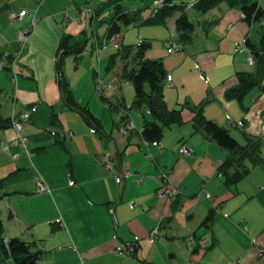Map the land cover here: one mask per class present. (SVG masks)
Wrapping results in <instances>:
<instances>
[{
    "label": "crops",
    "instance_id": "obj_1",
    "mask_svg": "<svg viewBox=\"0 0 264 264\" xmlns=\"http://www.w3.org/2000/svg\"><path fill=\"white\" fill-rule=\"evenodd\" d=\"M72 1L75 5L47 0L45 28L53 19L61 27L54 29L50 52L36 48L12 116L4 115L18 117L36 106L21 130L30 152L16 142L12 125L0 127V180L9 193L0 200V212L7 236L36 240L44 252L43 264H264L259 254L264 249V161L227 184L219 167L230 151L195 130L192 108L202 105L206 116L230 129L241 144L260 138L264 159V88L257 85L242 99L227 95L239 84L240 72L255 71L247 41L257 43L259 33L254 39L255 29L241 10L223 3L196 16L197 34L183 46L176 40L175 19H170L166 27L172 28L162 38L167 47L173 37L180 49L170 52L167 47L157 56L173 76L165 98L170 108H182V122L166 127L161 140L147 143L140 130L152 115L132 106L135 88L120 76L122 62L109 69L111 52L106 70L102 67L109 46L101 54L98 47L105 39L109 44L111 37L96 32L88 37L100 18V4L87 24L82 10L86 0ZM62 16L69 19L66 26ZM147 28L139 38L151 40L152 46L155 30L150 29L155 26ZM68 34L81 46L72 53L78 61L86 60L92 72L88 94L99 77L106 83L116 79L108 98L129 106L137 130L121 133L119 111L100 93L82 98L67 78L77 102L90 108L101 128L93 132L84 114L65 101L57 60L60 41ZM84 49L89 53L79 55ZM127 84L134 89L130 98ZM45 126H53L51 135ZM106 152L112 155L111 169L100 160ZM163 171L179 189L171 199L157 192ZM126 172L118 183L116 176ZM39 179L46 185L43 191L38 190ZM212 210L213 219L204 223Z\"/></svg>",
    "mask_w": 264,
    "mask_h": 264
},
{
    "label": "trees",
    "instance_id": "obj_2",
    "mask_svg": "<svg viewBox=\"0 0 264 264\" xmlns=\"http://www.w3.org/2000/svg\"><path fill=\"white\" fill-rule=\"evenodd\" d=\"M108 2L109 0H102L98 7V14ZM223 3L239 8L244 20L253 29H257L260 36L257 43L252 42L251 39L247 41L255 60V71L240 72L239 84L227 92L229 97L242 99L255 86L259 85L264 88V5L260 0H155L154 3L136 7L116 2L111 8L110 14L100 21L107 23L105 34L112 37L122 32V23L137 26H167L170 19L174 18L176 40L178 44L184 46L191 42L197 34V24L200 19H197L196 16L203 15ZM147 11L149 13H146ZM192 12H196V14ZM212 23L214 21L210 24ZM71 38L72 36L69 34L64 35L58 48L57 67L61 76L60 84L65 94L64 98L68 105L84 114L92 127L100 129V119L88 106L77 102L62 70L64 55L76 53L81 48L80 42H72ZM143 39V43L133 45L122 43V49L110 56L109 69L116 66L117 62H122L120 76L132 83L135 88V100L132 106L143 107L146 111L149 110L152 115V119L146 121L141 132L145 140L152 142L162 139L166 127L182 122V108L168 106L165 98L168 69L162 58L146 56L151 40ZM2 93L3 88L0 86V127H9L12 125V118L5 117L2 113ZM100 97L116 111H119L120 107L126 109L129 107L123 101H115L104 94H100ZM192 108L196 111L193 119L195 130L206 137L216 139L230 151L228 158L219 167V172L225 177L227 184L237 182L254 165L264 161L261 154L262 140L260 138H253L248 143L241 144L232 135L230 129L209 119L202 105ZM55 116L56 114H53V122L56 121ZM8 194L0 180V200ZM213 213V210L210 211L204 223L207 224L213 219ZM43 255L44 252L36 240H28L21 235L7 236L0 212V264H43Z\"/></svg>",
    "mask_w": 264,
    "mask_h": 264
},
{
    "label": "rangeland",
    "instance_id": "obj_3",
    "mask_svg": "<svg viewBox=\"0 0 264 264\" xmlns=\"http://www.w3.org/2000/svg\"><path fill=\"white\" fill-rule=\"evenodd\" d=\"M107 1V0H106ZM263 1L264 0H260ZM75 1L67 0L68 3H74ZM102 0H86L83 4L82 10H94ZM116 2H120L129 7L142 6L147 3H154L155 0H109L108 4L100 12V18L96 21L95 30L93 26H90L88 37L92 38L95 32L99 35H103L106 31L107 23L100 21L107 14H110L111 8ZM262 3V2H261ZM262 3V4H263ZM75 5V3H74ZM46 7L47 0H0V56L1 54L9 49L15 50L21 48L22 44L18 43V32L23 27H30L33 18H37L36 24L32 27V32L28 36L27 40L23 43L22 54H21V65L22 70L19 71L16 81H14L13 73L10 70L4 69L0 70V86L3 88L2 98H1V110L3 115L12 116L13 104L16 101L19 90L33 58L36 48L40 51L48 53L51 49L52 43L51 39L53 38L52 34L56 26H59L56 21L53 19L52 23H49L45 28V18H46ZM23 10L28 11V14L23 16L20 19H15L14 16L19 15ZM195 13L196 12H192ZM65 16H62L64 18ZM58 21H61L58 18ZM69 19L65 17V26L67 25ZM84 22H81L82 26ZM147 26H137V25H126L122 23V32L118 34L116 41L124 44H138L139 43V32H145L148 30ZM45 28V29H44ZM170 28L164 25H157L155 28L150 30H155L154 36L152 39V46H150L146 52V56L150 58H158L159 53H164L166 51V44L164 41L163 35H166L171 30ZM82 29V28H81ZM258 34L257 29L253 31L252 35L255 39ZM91 39L89 40L88 45L90 46ZM56 51V46L54 45L53 54ZM113 44L109 43V50L106 52V56L103 58L102 67L105 69L107 61L109 59L111 52H117ZM78 54H65L62 64V69L65 74V77L72 81L74 84L76 92L84 99H88L93 96L95 98L99 97V92L97 91V85L94 83V90L88 94L87 88V79L90 78L93 81V75L90 68L85 64L86 60L78 61L75 56ZM106 70V69H105ZM134 92L133 87L130 84L126 85V94L130 98ZM105 93L108 96L112 93V90L107 89ZM9 111L10 114H6ZM26 122V121H25ZM24 122V123H25ZM23 123V124H24ZM53 126H45L44 132H48L51 135V128Z\"/></svg>",
    "mask_w": 264,
    "mask_h": 264
},
{
    "label": "built area",
    "instance_id": "obj_4",
    "mask_svg": "<svg viewBox=\"0 0 264 264\" xmlns=\"http://www.w3.org/2000/svg\"><path fill=\"white\" fill-rule=\"evenodd\" d=\"M157 2V1H156ZM84 13H86L87 15V24L90 23L91 21V13H95L94 10H83ZM28 11L23 10L19 15L14 16L15 19H20L23 16L27 15ZM37 21V18H33L31 26L30 27H23L19 30L18 32V43L19 45L22 44L23 47V43L25 42V40H27L28 36L31 34L32 32V27L35 26ZM118 35H114L111 37L110 42L113 44L114 48L116 50H121L122 49V43H119L116 41ZM173 37L167 42V47L168 50L170 52H175L178 51L180 49L179 45H176L173 42ZM143 38L140 37L139 38V43H143ZM109 44L107 42V40L105 39L102 43L101 46L98 47V52L99 54H101L102 51H104L106 48H108ZM22 47L21 48H17L15 50H5L1 56H0V70H10L13 73L14 76V81H16L17 79V75L19 74V71L22 70V65H21V54H22ZM242 46L241 44L238 45V49H241ZM89 53V50L84 49L83 51L79 52V55H86ZM249 61L250 63H254V57L251 54L249 56ZM172 74L168 73L167 76V86H172ZM117 87L116 84V79H113L109 82H104L102 77L98 78V84H97V90L100 94H104L105 89H115ZM36 109V106H33L32 108H27L26 110H24L23 112L20 113V115L17 116H13L12 117V126L16 129L18 137L16 138V142L18 144H20L22 146V148L26 149L28 152H30V150L28 149V144H29V139L28 137L24 136L21 134V130L23 128V123L25 121H28L30 119V115L31 112L33 110ZM148 112H150L148 110ZM119 114L121 117V124H120V131L123 134H129L130 132L137 130V126L136 123L134 122L130 111L124 107H120L119 108ZM95 128L92 127V131L95 132ZM141 132L143 131V129L140 130ZM263 135H264V129H263ZM145 140V139H144ZM145 142L149 143L150 141L145 140ZM155 144H158V142H154ZM183 152H189V148L188 147H183L182 148ZM15 158H17V154L13 155ZM100 160L102 163H104L106 165V167L108 168H112V155L110 152H106L105 154L100 156ZM129 173L126 172L122 175H117L116 176V181L118 183H121L124 179L125 176H127ZM162 178L164 180L163 184L158 188L157 192L160 196L162 197H167L169 199L175 197L176 195H178L179 189L173 185L172 181L170 180V176L169 173H167L166 171H163L162 173ZM143 178L142 176L138 177V182L141 181ZM73 183V182H71ZM46 189V185L44 183L43 180L39 179L38 180V190L43 191ZM207 197H211L210 193H207ZM158 232V229L155 230V233ZM123 249H126V247H123ZM260 256L264 258V249L260 250L259 252Z\"/></svg>",
    "mask_w": 264,
    "mask_h": 264
}]
</instances>
